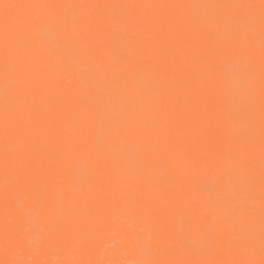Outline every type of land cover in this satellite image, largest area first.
Segmentation results:
<instances>
[{"label": "snow or ice", "instance_id": "snow-or-ice-1", "mask_svg": "<svg viewBox=\"0 0 264 264\" xmlns=\"http://www.w3.org/2000/svg\"><path fill=\"white\" fill-rule=\"evenodd\" d=\"M0 208V264H264V0H0Z\"/></svg>", "mask_w": 264, "mask_h": 264}, {"label": "bare ground", "instance_id": "bare-ground-1", "mask_svg": "<svg viewBox=\"0 0 264 264\" xmlns=\"http://www.w3.org/2000/svg\"><path fill=\"white\" fill-rule=\"evenodd\" d=\"M5 2L9 3H15L17 0H5ZM80 3H168V2H176V3H186V2H198V3H210V2H228V0H78ZM252 2L258 3V0H252ZM119 36H113L111 37L112 44L115 46L116 42L118 41ZM65 79H67L65 77ZM187 142V141H186ZM214 173V169L210 168L207 174L202 175L200 177L201 183L206 182L211 179L212 175ZM223 189H218V192H223ZM208 193L205 192H197L196 196L198 199H207L208 198ZM160 207L164 210H171L175 215L177 216H183L184 211L183 209H176V208H171L170 205L167 204V202H161ZM3 216V210L0 208V217ZM197 223L200 224L201 229L207 228L209 223L211 222L209 220H197ZM186 235L189 239L191 240H196L198 238V235L195 231L191 233H186ZM112 239L109 237L106 240V244L111 243ZM2 258V256H0Z\"/></svg>", "mask_w": 264, "mask_h": 264}, {"label": "clouds", "instance_id": "clouds-1", "mask_svg": "<svg viewBox=\"0 0 264 264\" xmlns=\"http://www.w3.org/2000/svg\"><path fill=\"white\" fill-rule=\"evenodd\" d=\"M111 244H112V242H111V243H108V244H106V248H107V247H110V246H111Z\"/></svg>", "mask_w": 264, "mask_h": 264}]
</instances>
